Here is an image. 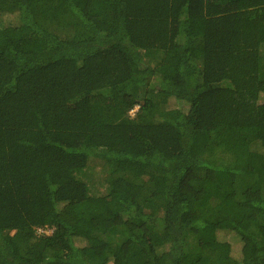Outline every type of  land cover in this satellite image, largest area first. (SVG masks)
<instances>
[{"label":"trees","instance_id":"obj_1","mask_svg":"<svg viewBox=\"0 0 264 264\" xmlns=\"http://www.w3.org/2000/svg\"><path fill=\"white\" fill-rule=\"evenodd\" d=\"M262 94L264 0H0V264H264Z\"/></svg>","mask_w":264,"mask_h":264},{"label":"rangeland","instance_id":"obj_2","mask_svg":"<svg viewBox=\"0 0 264 264\" xmlns=\"http://www.w3.org/2000/svg\"><path fill=\"white\" fill-rule=\"evenodd\" d=\"M2 19L6 25L14 21L13 16L11 15H2ZM150 66L154 67L155 64L152 63ZM262 101H264V94H262L260 97V102ZM161 103L168 109L177 107L174 99L172 98L163 99ZM75 176L87 185V193L89 195L103 196L104 194H106L108 189V185L106 182L107 178L100 161H90L87 168L82 171L76 172ZM47 233L49 232L47 231ZM226 240H228V242L230 243L232 257L239 258L240 246L237 241L232 236H227ZM75 244L79 247H83L86 245L85 242L82 240H76ZM95 251L100 253L102 250L95 249Z\"/></svg>","mask_w":264,"mask_h":264},{"label":"built area","instance_id":"obj_3","mask_svg":"<svg viewBox=\"0 0 264 264\" xmlns=\"http://www.w3.org/2000/svg\"><path fill=\"white\" fill-rule=\"evenodd\" d=\"M139 109L138 106H135L130 112L129 114L132 116L134 114L135 111H137ZM47 231L49 233H47ZM52 230L51 229H37V234H46L49 235L51 234Z\"/></svg>","mask_w":264,"mask_h":264}]
</instances>
